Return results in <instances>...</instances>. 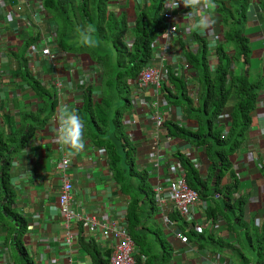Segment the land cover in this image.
I'll return each instance as SVG.
<instances>
[{
	"label": "crops",
	"instance_id": "1",
	"mask_svg": "<svg viewBox=\"0 0 264 264\" xmlns=\"http://www.w3.org/2000/svg\"><path fill=\"white\" fill-rule=\"evenodd\" d=\"M218 1L227 0H214L215 3ZM144 2L146 0H112L110 6L115 12L125 11L132 19L135 7ZM260 6L264 7V0H249L246 8L247 21L243 35L248 41L250 70L264 67V11ZM190 11L183 4L180 5L177 31L168 40L163 34L154 41L153 56L149 63L164 67L176 75L183 73L187 80L188 95L195 105L196 88L190 81V76H196V72L192 71L183 53L197 49L195 36L204 39L209 47V70L214 71L219 60L215 49L224 43V29L216 7L211 11L201 10L200 15L207 16L210 22V27L204 31L190 28L189 22L184 20V16ZM53 28V22L41 0H0V132L12 135L18 129L20 115L34 114L41 106L30 83L24 78L25 68L30 77L44 89L57 92L58 100L53 118L31 136L25 149L12 157L8 179L14 198L10 209L26 223L21 243L31 264H95L84 244L95 241L100 253L109 258L111 242L102 237L99 231L90 232L86 220L103 222L107 219L126 225L129 197L124 193L122 185L114 179L104 149L96 147L86 132V147L82 151L61 150L55 143L53 129L60 106L68 105L75 110L82 107L84 89L90 85L94 90L93 99L101 100L102 76L101 68L90 54H73L61 50ZM32 46H49L51 52L58 56L55 64L50 66L48 61L46 63L41 62L42 59H36V54L30 55ZM226 53L232 58L231 49ZM185 63L189 65L190 71L183 70ZM232 70L242 71L234 65ZM57 81L63 83L61 94L54 85ZM167 83L173 90L170 81ZM164 88V82L160 88L150 84L144 88L131 80V109L123 118L125 133L134 148V158L138 160L135 168L146 174L151 191L156 184L168 186L169 181L175 178L172 168L179 163L177 154L188 158L204 179L210 164L204 147H195L185 140L170 136L166 129H154L150 120L151 114L156 110L154 106L165 119V124L173 122L180 128L192 131L197 130L198 126L193 119L186 120L179 108L167 103ZM230 113L231 102L221 115ZM249 119L245 140L229 155L231 169L225 172L220 186L231 181L233 172L239 179L238 192L233 200L237 195L246 197L242 222L261 226L264 220V89L260 92ZM228 122L221 120L217 123L223 129L222 136ZM65 155L71 160L68 175L74 185L71 207L75 214L83 218L73 224L75 238L71 244L67 242L66 220L58 208V192L63 184L58 165ZM133 162L135 164L134 160ZM215 195L217 197L214 199L210 196L203 200L199 198L191 209L189 221L175 218V208L169 203L165 207L169 222L165 223L162 214L153 207V216L142 225L148 229L144 235L151 240L154 234H158L169 243L172 249L169 264H211V259L223 264H236L231 258L232 245L239 249L236 239L245 241L243 225L237 223L236 213L223 208L218 199L219 193ZM208 208L214 209V218L207 215ZM8 219L6 218V224H9ZM9 221L12 223L11 219ZM195 233L216 241L221 240L227 246L218 251V246L213 245L209 239L205 242L199 241L204 238L197 240ZM177 234L184 235L188 241L183 243ZM14 239V231L0 218V264H23L24 260H17L16 248L12 243ZM139 256L145 264V255ZM248 257L249 264H255L251 253Z\"/></svg>",
	"mask_w": 264,
	"mask_h": 264
},
{
	"label": "trees",
	"instance_id": "2",
	"mask_svg": "<svg viewBox=\"0 0 264 264\" xmlns=\"http://www.w3.org/2000/svg\"><path fill=\"white\" fill-rule=\"evenodd\" d=\"M111 1L41 0L44 10L53 22L59 48L73 54H90L92 60L101 68L102 99H93L94 90L90 85L84 89L83 105L76 111L85 123L89 140L96 147L104 149L114 179L122 185L124 193L129 197L124 226L135 245L134 264H143L139 255H145V264H169L172 260L169 243L158 234H154L152 241L144 235L148 229L142 225L154 213L153 191L146 174L135 168L134 148L123 125V118L131 109L130 81L136 80L151 61L152 44L168 29L167 21L162 15L167 0H146L135 7L132 19L125 11L115 12L110 6ZM248 2L249 0H227L215 3L216 12L223 24L224 43L215 49L219 60L214 71L209 70V47L204 39L195 36L197 49L183 53L192 71L196 72V76L188 79L196 88L195 105L188 95L185 75H176L168 70V81L174 92L165 81L164 94L167 103L179 108L186 120L193 119L198 126L197 130L192 131L167 122L165 129L170 136L185 140L192 146L207 149L206 155L210 158V164L205 179L200 177L188 158L177 154V159L184 170L188 185L198 192V197L202 200L209 196L214 199L215 193H219L218 199L223 208L236 213L237 223L243 225L245 241L236 239L239 249L232 247L233 260L236 264H249L248 255L252 253L255 264H264V220L261 226L242 222L246 197L237 195L233 200L239 187V179L233 172L231 181L220 186L225 172L231 169L229 155L245 140V133L250 125L249 115L264 89V67L248 69L250 51L248 41L243 35ZM260 8L264 11L263 6ZM86 27L94 30L98 41L94 48L81 47L77 42L79 31ZM229 49L233 51L232 58L226 53ZM233 65L240 67L242 71L232 70ZM23 73L41 106L34 114L22 113L18 129L12 135L0 132V218L14 231L15 239L12 243L16 248L17 260H24L23 264H31L21 243L26 223L10 209L14 193L9 184L8 173L12 157L25 149L31 136L53 118L58 100L57 92L44 89L30 77L26 68ZM230 102L232 113L229 115L225 137H222L223 129L217 125L220 122L218 118ZM212 177H215L213 184ZM173 214L181 220L177 212ZM215 214L214 209L208 208L209 217L214 218ZM6 218L9 224H6ZM232 224L235 223L232 221ZM195 238H204L200 242L209 239L213 245L218 246V251L227 246L221 240L216 241L202 234L195 233ZM84 248L94 258L95 264H108V255L103 256L100 253L95 241L85 243ZM243 249L247 250L248 255L244 254Z\"/></svg>",
	"mask_w": 264,
	"mask_h": 264
},
{
	"label": "built area",
	"instance_id": "3",
	"mask_svg": "<svg viewBox=\"0 0 264 264\" xmlns=\"http://www.w3.org/2000/svg\"><path fill=\"white\" fill-rule=\"evenodd\" d=\"M170 3L171 0L166 1L165 9L162 12V15L165 17L168 24V29L165 32L167 34L163 35V37L167 40L172 36V34L177 31L176 21L178 17L177 12L179 9L177 8L176 10H171L167 8V6H170ZM174 28L175 30L173 31ZM30 50V55L33 56V54H36V59H42L41 62L46 63L48 61L50 63V66H53L55 64V61H57L58 59V56L51 52L49 46H45L42 48L32 46ZM35 62L38 61L35 60ZM183 70L190 71V67L187 63L183 65ZM168 76L169 71L166 68H160L159 66H154L148 63L140 72L138 78L136 80H133L132 82L144 88L149 84L155 86L156 88H160L162 82H168ZM190 77H194L193 74H191ZM54 85L55 87H57L59 94H61L63 83L57 81V83H54ZM164 104L167 105L166 102ZM154 108L156 110L150 116V120L153 123L154 129L164 130L165 119L158 112V108H156V106H154ZM218 120L228 121L230 120V117L229 115L224 114L220 115ZM227 128L228 126H225V131H223L222 137H224ZM70 163L71 160L65 155L61 158V161L58 165L62 174L63 181L60 192H58V208L60 214H62L66 220L68 227L67 242L71 244L75 238L73 224L74 222L82 221L83 218L75 214L71 207L74 185L70 176L68 175V168L70 166ZM172 172L174 173L175 178L169 181L168 186H165L162 183L156 184L154 186V206L162 214L165 223L169 222L168 214L165 213V207L169 203L173 205L175 211L181 219L189 221L191 219V209L199 201L198 192L188 185L184 170L180 166V163L172 168ZM215 197H217V195H214V198ZM86 222L88 230L90 232L99 231L102 237L110 240L111 252L108 259V264H134L135 245L126 226L122 224L120 225L113 220L107 219L103 222H98L94 219L86 220ZM177 237L183 243H186L188 241L187 238L182 234H177ZM210 263L223 264L215 259H211Z\"/></svg>",
	"mask_w": 264,
	"mask_h": 264
},
{
	"label": "clouds",
	"instance_id": "4",
	"mask_svg": "<svg viewBox=\"0 0 264 264\" xmlns=\"http://www.w3.org/2000/svg\"><path fill=\"white\" fill-rule=\"evenodd\" d=\"M181 4L191 10L184 16V20L189 22L190 28L204 31L210 27L209 18L200 15V12L202 9L214 10L216 7L214 0H171L170 6L167 8L176 10ZM77 42L81 47L88 48H94L98 44L91 27L79 31ZM55 120L53 134L55 143L60 149H68L70 152L84 150L86 147L85 123L79 113L68 105H62L57 111Z\"/></svg>",
	"mask_w": 264,
	"mask_h": 264
},
{
	"label": "rangeland",
	"instance_id": "5",
	"mask_svg": "<svg viewBox=\"0 0 264 264\" xmlns=\"http://www.w3.org/2000/svg\"><path fill=\"white\" fill-rule=\"evenodd\" d=\"M246 29V28H245ZM244 29V30H245ZM235 67H237V66H235ZM130 99H131V94H130ZM226 107H229V105H227ZM231 110V109H230ZM134 161H135V166L137 165V163H138V160L136 159V158H134L133 159ZM232 247L234 248L235 247V245H232ZM243 252H244V254H248L247 253V250H245V249H243ZM252 254V253H251ZM253 255V254H252ZM232 258V257H231ZM232 260H233V258H232Z\"/></svg>",
	"mask_w": 264,
	"mask_h": 264
},
{
	"label": "water",
	"instance_id": "6",
	"mask_svg": "<svg viewBox=\"0 0 264 264\" xmlns=\"http://www.w3.org/2000/svg\"><path fill=\"white\" fill-rule=\"evenodd\" d=\"M214 181H215V177H213V179H212V184L214 183Z\"/></svg>",
	"mask_w": 264,
	"mask_h": 264
}]
</instances>
